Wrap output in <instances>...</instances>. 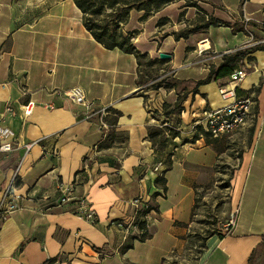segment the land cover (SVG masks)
Wrapping results in <instances>:
<instances>
[{"label":"crops","instance_id":"crops-1","mask_svg":"<svg viewBox=\"0 0 264 264\" xmlns=\"http://www.w3.org/2000/svg\"><path fill=\"white\" fill-rule=\"evenodd\" d=\"M194 2L180 0L146 18L144 10L130 13L125 28L136 48L167 66L153 89L139 83L135 54L95 39L74 0H0V130H12L19 142L0 152V204L6 196L18 205L0 226V264H162L187 249L197 225L204 230L195 215L200 192L225 182L220 176L228 183V213L206 237L198 264H251L264 243V48H257L264 30L254 24L264 19L263 0ZM203 18L219 22L196 29ZM239 51L245 54L233 69L247 75L236 98L253 99L249 118L207 138L196 119L232 101L220 93L232 70L217 72ZM212 70L215 77L198 84ZM75 86L85 90L92 113L62 94ZM29 99L37 105L25 119ZM8 105L17 113H5ZM155 128L165 130L163 146L150 137ZM66 192L72 199L61 205ZM139 196L153 207L141 211L146 240L118 226ZM82 198L97 224L75 213ZM234 210L235 226L221 234Z\"/></svg>","mask_w":264,"mask_h":264},{"label":"built area","instance_id":"built-area-1","mask_svg":"<svg viewBox=\"0 0 264 264\" xmlns=\"http://www.w3.org/2000/svg\"><path fill=\"white\" fill-rule=\"evenodd\" d=\"M250 20V18H247ZM264 25V20L261 21ZM259 45L264 42V39L258 40ZM203 48V47H202ZM201 48V49H202ZM247 75V70L244 67H237L229 75V81L220 87V93L224 99L232 98L228 104L220 108H206L203 110L201 115L196 119V124L201 125L204 130L210 133L213 137H220L225 134L232 133L241 127H243L250 114V108L253 103V99L248 97L246 99L238 100L236 98V87L237 84L242 81ZM62 94L69 97L76 104L82 105L86 111L92 113L94 110L93 103L88 100L85 90L80 86H75L70 89L62 91ZM37 103L33 99H29L25 104L22 105L21 115L23 118L30 117ZM5 113L16 114L17 110L11 105H8L4 109ZM165 123L163 126H165ZM0 152H9L18 146L19 142H16L15 134L8 128H2L0 130ZM7 196L10 194L7 192ZM5 194V195H6ZM6 196L0 204V226L12 213L18 209V205L15 200L5 203ZM72 199L70 193H65L61 199V205L69 202ZM134 207V213L129 219H122L118 222V226L129 235L133 230L136 231V237H141L146 232V229L141 227L142 210H152L153 207L149 201H145L142 196L136 197L131 202ZM75 213L81 218H84L91 224H97L98 215L96 210L90 205L87 199L82 198L79 200V205L75 210ZM237 220V210L230 213L227 223L218 228L221 234H226L232 227L235 226Z\"/></svg>","mask_w":264,"mask_h":264},{"label":"trees","instance_id":"trees-1","mask_svg":"<svg viewBox=\"0 0 264 264\" xmlns=\"http://www.w3.org/2000/svg\"><path fill=\"white\" fill-rule=\"evenodd\" d=\"M76 5L83 12L84 24L87 29L92 33L97 41L102 43L108 49L119 48L127 53H133L137 56L139 62V71L140 78L139 83L145 84L142 81L143 77V66L144 59L148 60L149 65L164 64V60L153 59L147 54L141 53L135 46L134 42V32L124 31L123 24L127 23L130 18V13L133 9L144 10V18L149 16L151 12L160 10L161 8L169 5L170 2L174 0H74ZM187 6H198L196 2L186 3ZM155 7L153 10L152 8ZM107 9H110L109 13ZM202 24L198 25V28H208L211 25L218 24V20L215 18H210L205 20L201 19ZM195 29L182 31L176 35L177 38L187 37L189 32H192ZM257 48H264V44H260ZM244 52H236L233 55L228 56L224 63L218 68L217 75H220L225 72H222L225 67L233 69L235 63L242 58ZM230 71V73L232 72ZM213 77H215V71L212 70L211 74L198 82V84L208 83ZM157 79V78H156ZM164 79H161L159 82L154 83L152 88L156 89L162 86ZM167 85H171V82H165ZM178 108V106L176 107ZM170 134L175 135L177 132L168 129ZM165 130L160 128H155L150 132V137L154 141H157L159 146H163L165 143ZM200 133H203L207 138L211 136L210 133L206 132L203 128L199 129ZM197 133L196 136H198ZM141 227L146 229V232L141 237L140 240H146L149 237V232L145 221H142ZM254 256V254H253ZM253 256L251 258H253Z\"/></svg>","mask_w":264,"mask_h":264},{"label":"rangeland","instance_id":"rangeland-1","mask_svg":"<svg viewBox=\"0 0 264 264\" xmlns=\"http://www.w3.org/2000/svg\"><path fill=\"white\" fill-rule=\"evenodd\" d=\"M180 0H174L171 3L179 2ZM186 3L194 2V0H182ZM263 7V15H264V0L262 3ZM153 10L155 7L152 8ZM110 9H107L106 13H109ZM261 14V17L263 16ZM264 19L259 18L256 19L254 23L257 25L261 30H264V25L261 24V21ZM249 21H254L252 18H250ZM125 24H123L124 31L126 32L127 29L125 28ZM144 66H143V77L141 78L143 82L147 87H152L154 83L159 82L160 80L156 79L159 77V73L162 69H165L167 66L165 64H157V65H149L148 60L144 59ZM169 81H172L169 80ZM225 142V141H224ZM229 147L232 146H240L241 142L238 140H235V142H231V140H227L226 142ZM229 168V167H228ZM223 170L224 167H221ZM231 167L229 168V176L231 173ZM221 179L219 181H223L227 179L223 176H220ZM218 183L217 187H211V184L207 187H205L200 192V199L199 203L196 207L195 215H198V219L203 223L204 230L199 231V226H196V233L193 237H189L188 239V245L187 249L184 252L181 253H172L169 255L162 264H198L199 258L201 256V253L203 251V245L204 241L207 236H209L211 233L216 231L218 225L225 222V218L228 213V205H227V196H226V187L228 186L227 182ZM217 194V195H216ZM216 195V198H215ZM199 221V222H200ZM209 227V228H206ZM251 264H264V243L262 246L257 250V252L254 255V259L252 260Z\"/></svg>","mask_w":264,"mask_h":264},{"label":"water","instance_id":"water-1","mask_svg":"<svg viewBox=\"0 0 264 264\" xmlns=\"http://www.w3.org/2000/svg\"><path fill=\"white\" fill-rule=\"evenodd\" d=\"M159 56H160V58H163V59L171 58V55H170V54H168V53H163V52H161Z\"/></svg>","mask_w":264,"mask_h":264}]
</instances>
